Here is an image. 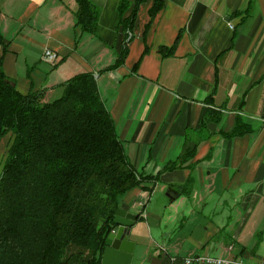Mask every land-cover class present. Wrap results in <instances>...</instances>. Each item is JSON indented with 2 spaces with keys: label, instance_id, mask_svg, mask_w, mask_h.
<instances>
[{
  "label": "crops",
  "instance_id": "obj_1",
  "mask_svg": "<svg viewBox=\"0 0 264 264\" xmlns=\"http://www.w3.org/2000/svg\"><path fill=\"white\" fill-rule=\"evenodd\" d=\"M90 1L98 9L93 34L75 25L76 0H0V74L42 102L61 96L73 75H95L127 160L138 175H158L151 191L134 187L120 198L138 215L131 264L202 254L226 224L234 241L220 256L229 244L239 254L249 249L242 238L264 228V0H163L144 34L146 0L124 62L106 71L123 42L118 0ZM179 31L174 52L162 56L158 47ZM47 48L54 63L42 57ZM235 127L240 133L230 135Z\"/></svg>",
  "mask_w": 264,
  "mask_h": 264
},
{
  "label": "trees",
  "instance_id": "obj_2",
  "mask_svg": "<svg viewBox=\"0 0 264 264\" xmlns=\"http://www.w3.org/2000/svg\"><path fill=\"white\" fill-rule=\"evenodd\" d=\"M145 1L118 0L123 42L114 63L100 71L124 62ZM163 4L152 0L144 34ZM76 5L75 25L95 33L98 9L90 0ZM180 33L171 46L158 47L162 56L174 52ZM63 85L61 96L42 102L39 93H22L0 74V264H100L121 196L134 187L151 191L158 177L138 175L127 160L92 72ZM239 133L235 127L230 135ZM255 240L254 249L261 239Z\"/></svg>",
  "mask_w": 264,
  "mask_h": 264
},
{
  "label": "water",
  "instance_id": "obj_3",
  "mask_svg": "<svg viewBox=\"0 0 264 264\" xmlns=\"http://www.w3.org/2000/svg\"><path fill=\"white\" fill-rule=\"evenodd\" d=\"M137 218L136 213L127 211L118 204L113 217L115 226L105 238L100 264H131L135 242L129 236ZM200 232V228L196 227L192 234L198 238Z\"/></svg>",
  "mask_w": 264,
  "mask_h": 264
},
{
  "label": "rangeland",
  "instance_id": "obj_4",
  "mask_svg": "<svg viewBox=\"0 0 264 264\" xmlns=\"http://www.w3.org/2000/svg\"><path fill=\"white\" fill-rule=\"evenodd\" d=\"M0 164H1V162H0ZM203 213L207 216L208 219H212V215H210V213L207 210H204ZM171 224L172 223H169L168 225L162 224L161 230L164 229V226L165 227L167 226V228L171 229L172 228ZM249 225H250V223H249ZM219 226H225L224 230H222L221 228L218 229L219 232H217L211 238L209 243L204 248V251L202 252V254L186 255V256H180V257L174 256V255H169V256H167L169 264L171 263V260H172L173 257L181 259L183 257H192V256H198V255H201V256L207 255V256L221 257V258H227V257L230 256V257L235 258V259H242L245 264L257 263V262H260L261 260L264 259V254H263L264 253V240H263L264 235H262L263 232H264V228L262 229L263 232L260 233V234L259 233H255L254 235H252V237L250 235V237H248L246 239L242 238L241 242H243L246 245L248 243H250V242H253L252 245L250 244L251 246L250 245L248 246L249 249L246 248V250H244L243 254L236 253V251L234 250L233 246L231 244H229L225 248V250L227 251V254L225 256H220L219 252H220V248L223 246V244L224 243L228 244L229 242L232 243L234 241V238H233L232 233L229 231L233 225H227L226 224V225H219ZM154 230L156 231V229H154ZM175 232L176 231L174 230L173 233H175ZM152 233L154 235L153 229H152ZM260 237H262L261 241L259 242L260 245L258 244L259 248L256 250V249H254V246L257 244L255 239H258ZM252 238L254 240H252ZM157 240L162 245L161 242H163V241L160 238H158ZM252 251H254L253 254H251ZM257 254L261 255L262 257L256 258ZM164 257H166V256L164 255ZM247 258H250V259H247Z\"/></svg>",
  "mask_w": 264,
  "mask_h": 264
},
{
  "label": "built area",
  "instance_id": "obj_5",
  "mask_svg": "<svg viewBox=\"0 0 264 264\" xmlns=\"http://www.w3.org/2000/svg\"><path fill=\"white\" fill-rule=\"evenodd\" d=\"M43 59L54 63L57 59V55L51 49H45L42 55ZM170 264H245L242 259H235L232 257L221 258L213 256H192V257H183L181 259L173 257ZM253 264H264V259L260 262Z\"/></svg>",
  "mask_w": 264,
  "mask_h": 264
}]
</instances>
